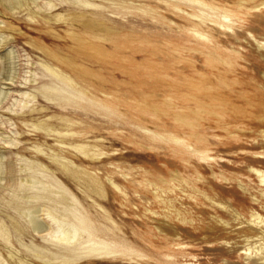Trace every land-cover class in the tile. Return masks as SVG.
<instances>
[{
  "label": "rangeland",
  "instance_id": "1",
  "mask_svg": "<svg viewBox=\"0 0 264 264\" xmlns=\"http://www.w3.org/2000/svg\"><path fill=\"white\" fill-rule=\"evenodd\" d=\"M38 1L14 13L0 3V21L6 24L2 33L10 36L0 44V74L11 62L16 71L13 82L5 79L6 71L0 75V88L9 92L0 102V153L14 164L15 177L25 165L21 156L36 159L33 146L39 144L47 153L56 148L54 140L40 136H45L46 119L56 121L66 113L35 88L53 78L44 61L74 74L83 85L101 86L121 97L120 109L116 105L112 115L68 102L67 110L79 114L74 119L85 121L87 144L98 154L87 158L74 152L82 161L68 157L107 184L106 198L101 192L93 197L109 210L135 250L115 261L85 258L82 264H263L255 255L264 245L258 239L262 234L247 241L245 229L257 228L254 213L264 218V185L252 170L264 169L258 162L264 160V49L252 36L264 38V6L252 8L264 0H205L240 16L236 32L211 21L214 11L205 10L202 16L208 20L203 23L191 16L202 14L199 9L179 10L159 0H82L92 4L88 7L78 0ZM46 1L56 7L50 10ZM5 49L15 50L12 58H1ZM80 70L86 73L80 76ZM32 77L38 81L30 82ZM26 91L38 94L28 107L18 93ZM33 107L44 111L28 113ZM7 136L21 144L11 148ZM49 159L41 161L50 169L30 172L49 182L55 177L89 207L91 199L79 184L85 175L75 176ZM5 175L0 213L17 215L11 205L21 194L6 193L10 184ZM110 178L125 195H118ZM218 201L229 207L223 209ZM9 230L21 249L16 242L20 235L16 240ZM0 247L3 259L12 264L5 243L0 241Z\"/></svg>",
  "mask_w": 264,
  "mask_h": 264
},
{
  "label": "bare ground",
  "instance_id": "2",
  "mask_svg": "<svg viewBox=\"0 0 264 264\" xmlns=\"http://www.w3.org/2000/svg\"><path fill=\"white\" fill-rule=\"evenodd\" d=\"M29 1L31 0H0V3L4 5L7 10L14 13V10L29 7ZM32 1L37 3L38 0ZM159 1L179 10H183V6L194 11L199 9L202 14H199L200 12L191 13V16L200 18L203 23L208 20L206 17L202 16L205 13V10L209 9L214 11L215 18H212V15L208 13L210 15L209 19L218 24L221 28L232 30L233 32H236L235 23L240 21V16L235 14L232 9L220 6L216 3H208L205 0ZM82 2H84V5L87 7L92 5L88 1ZM46 5L50 7V10L55 6V4L50 1H48ZM262 5L264 6V2L257 4L252 8L258 9ZM37 6L39 8L38 10L42 11V7L39 5ZM1 24L3 25L1 26ZM4 24V21H0L1 45L8 39V37H10L8 35L7 37L2 33V31L5 30L2 28L5 27L6 24ZM258 35L252 33L259 49H264V38L262 35ZM5 51L7 52L1 55V58H12V55L15 52L14 49H10L9 51L5 49ZM43 64L52 74L53 78L49 82L43 81L41 86H36L35 88L37 91L41 92V96L46 101L54 104V107L57 109L63 108L64 110H62L66 113L57 118L56 121L49 120L52 118H48L45 120L48 121L47 124L44 123V120L40 122L46 125L43 127L45 130V136H40V139L44 138L47 142L54 140L56 148L53 149L51 147V152L47 153L41 145L38 144L33 146L31 149L34 151V157L36 159H25L24 156H21L20 161H25V165L23 164L20 168L18 177H15L17 174H15L16 169H14V164L9 161L8 163L5 162V153H0V185H3L5 179L4 175L7 173L9 176L6 178L9 179L10 185L8 187V185L5 184L7 185L5 188L6 193L12 197L17 196L18 193L21 194L18 195L19 201L13 202L11 205L17 212V215L10 210H5L6 213H0V241L4 242L8 248V256L11 259L9 261H11L12 264H82V261H85L83 260L85 258L115 261L120 258L131 256L135 252V250H132L133 247L131 245V240L127 237V234L123 232L121 227L111 219L112 215L109 210L102 204L98 203L93 197V193L99 195L98 193L101 192L103 193L101 197L103 196L106 198L105 190L108 187L107 184L101 180L97 172H91L88 169L77 166L76 163L68 157L74 155L82 161L83 159L74 152H79L87 158H92L94 156L95 158L98 157L96 156L97 153H92L93 151L90 149L89 144H87L90 131L87 130L85 126H82L85 121L80 122L74 119L75 116L79 114L74 111L76 110L74 108H72V110H67L70 109L68 102H75L73 105L87 103L92 107L105 109L109 112V115H112L114 113L113 109L116 105V108L120 109L119 99H121V97L108 92L101 86H95L94 84L89 83L83 85L78 77L73 76L74 74L71 75L56 65L46 63L45 61ZM12 65V62L9 63L8 66L5 64L4 70L1 71H3L4 74V71H6L7 75L5 79L13 82L16 71L14 67H11ZM77 73L82 76L86 71L80 70ZM28 80L35 83L38 81V78L34 77L33 79L32 77V79ZM28 80L27 82H29ZM18 93L26 99L24 105L27 107L29 106V102L34 101L38 97L37 93L29 91ZM8 94L9 92L7 89L0 88V102L5 99ZM27 99H29V101ZM50 107L53 106L50 105ZM43 111V108L37 109L36 107H33L28 113L33 114L34 112H38L36 114L41 115ZM78 128L81 129L78 131ZM171 137L177 142L182 141L175 135H172ZM5 138H7L6 144L10 145L11 148L18 147L21 144V141L11 136ZM262 154V158H264V153ZM43 156H48L53 163L61 168L72 170L75 176L78 173L85 175V179L82 178L84 181H80L79 184L87 198H89V200L91 199L90 201L92 204H89V207L86 206L84 200L78 198L65 184L57 180L55 177L52 182H49L45 179H41L38 172H30L32 168H36L37 170H41V168L46 170L50 169L48 168L49 166L44 165L41 161ZM258 162L264 163V160H259ZM252 170L258 175L261 184L264 185V169L252 167ZM109 184L119 196L121 194L125 195V191L111 178L109 179ZM30 189H33V191ZM52 194H55L54 197L50 196ZM3 195H1V197ZM45 197H49L50 199L46 200ZM10 203H12V201H10ZM223 203L219 202L218 204L220 207L223 206V209H227L229 206L227 207L225 206L226 204L223 205ZM252 217H254L252 223L257 226V228L248 227L245 229V238L249 241L262 234L258 238L262 241L264 239V218L255 213ZM223 223L229 225V223L226 221L224 222V220ZM10 228L15 231L16 240L17 236L20 235L16 242H19L21 249L16 248L12 242L11 239L13 238V235L10 234ZM25 239H29V243L25 242ZM226 243L231 244L230 241H227ZM260 246V249H258L259 247L257 248L258 252H256L255 255H259V259L264 260V245L261 244ZM1 249L2 248L0 247V263L8 264L9 262L7 263V260L3 259ZM249 250L251 251V248H249ZM246 254L249 258L253 257V253L251 252Z\"/></svg>",
  "mask_w": 264,
  "mask_h": 264
}]
</instances>
